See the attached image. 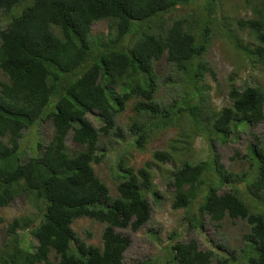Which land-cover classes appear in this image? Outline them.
<instances>
[{"label":"trees","instance_id":"trees-1","mask_svg":"<svg viewBox=\"0 0 264 264\" xmlns=\"http://www.w3.org/2000/svg\"><path fill=\"white\" fill-rule=\"evenodd\" d=\"M195 1L0 0V11L9 16L7 25L0 27V71L6 78L0 79V209L25 196L37 211L8 224L4 240L0 239V264H50L52 252L56 264H128L123 259L130 238L116 228L130 225L136 231L151 219L147 194L159 196L154 165L147 161L135 169L118 156L116 169L111 168L118 183L116 197L93 166L107 154L101 135L125 138L116 116L128 101L134 100L136 116L156 117L161 127L176 124L179 114L185 116L192 139L226 141L242 128L264 122L260 84L232 87L231 104L221 109L208 104L204 82L213 70L205 55L220 27L206 11L179 15L171 22L165 19ZM215 2L206 0L202 8L208 10ZM253 10L258 17L238 23L253 36L256 48L250 47L254 43L250 37L245 43L231 30L224 33L237 49L255 53L263 62L264 0H255ZM102 20L108 21L107 34L93 33V24ZM162 59L175 70L168 83L186 92L173 99L172 109L156 98L160 87L156 62ZM90 113H97L103 125L96 127ZM45 119L53 121L54 133L44 144L35 141L31 129ZM152 126L154 122L135 120L131 145L143 150ZM255 138L249 158L253 170L242 174L227 168L214 150L208 159L178 162L179 150L190 149L186 140H174L170 150L154 153L157 161L175 163L169 180L175 209L189 210L197 202L215 224L227 217L247 220L248 246L241 258L232 254L219 264H264V211H252L244 196L264 197V143ZM27 139L40 154L23 157ZM239 183H245L244 190ZM82 217L106 224L102 246L78 236L72 224ZM20 230H31L38 243L24 246ZM172 250L170 259L181 264H210L216 256L212 249H199L195 239L176 242Z\"/></svg>","mask_w":264,"mask_h":264},{"label":"rangeland","instance_id":"rangeland-1","mask_svg":"<svg viewBox=\"0 0 264 264\" xmlns=\"http://www.w3.org/2000/svg\"><path fill=\"white\" fill-rule=\"evenodd\" d=\"M205 1L196 0L180 10L173 11L166 19L171 22L172 19L179 15L194 16L204 11L211 12L212 21L217 22L220 29L213 34L211 45L205 55V60L212 66L213 73H208L204 83L206 84V92L209 97L208 104L216 109H221L230 105L231 101L228 94L232 87L241 89L253 84L264 86V61L261 62L259 56H256L255 53L245 54L237 49L224 33L226 30H231L239 37L244 38L245 43L250 37L249 40L254 42L250 44V47L256 48L257 42H255L252 35L247 34L248 31L240 27L238 20L256 18L258 13L253 10L255 0H216L215 4L209 5L208 10L202 8ZM257 1L261 2V0ZM8 18V15L0 11L1 28L7 25V22H9ZM92 32L107 34L108 21L103 20L94 23ZM156 72L160 80L156 98L164 106L170 107L173 99H178L179 93L185 94L186 92L183 93L180 85L169 84L175 77V70L165 59L156 62ZM0 79H6L1 71ZM184 90L190 92L191 88L185 87ZM133 103L134 100L128 101L126 109L116 116V122L122 127L125 138H118L114 134L110 136L101 135L102 144L105 145L107 154L101 163L93 164L96 173L109 186L112 197H116L118 194L116 189L118 183L111 173V168L113 171L116 169L115 162L118 156L124 157L128 164L135 169L141 168L147 161L152 162L154 165L152 169L153 182L154 188L159 191V196L155 198L152 191L147 194L152 206L150 221L136 231L131 229L130 225L116 228L117 232L130 238V245L124 253V261L128 264H181L177 260L170 259L173 255L171 248L176 242H188L191 239H196L200 248L204 250L212 249L216 252V256L210 264H219L220 260L230 258L232 254L241 258L243 249L248 246V241L244 238V235L250 230L247 220L227 217L222 220L220 225L215 224L214 221H211L209 215L201 213L197 202L189 210L185 208L175 209L172 204L174 189L169 183L170 173L175 163L157 161L154 159V153L156 151L170 150L172 141L181 139L188 142L186 145L190 146V149L186 151L184 149L183 151L179 150L178 153L181 159L177 157L178 162L185 159H191L195 162L208 159L213 155L211 150H214L220 155L221 161L230 170L239 174L250 172L253 170L249 161V158L252 157L251 146L256 142L255 136H259L264 143V122L242 128L241 131H237L226 141L219 139L211 141L202 137L192 139L187 135L190 134L191 128L185 116L179 114L175 117L177 119L176 124H168L166 127H161L160 121L156 117L149 120L145 118V115L136 116ZM89 118L96 127H100L104 123L97 113L90 114ZM135 120H147L148 125L154 122L151 139L143 150L131 145L130 140L134 138V135L130 131V127ZM31 130L36 142L48 143L54 133L53 121L51 119L42 120L32 127ZM189 141H191L190 144ZM68 143L72 149L76 147L71 136L68 139ZM176 144L178 147H182L181 142ZM22 146L23 157L35 152L41 153V150L32 145L31 139L23 141ZM154 161L157 163L155 164ZM238 187L244 190L245 183H239ZM226 188L230 189L229 186ZM244 196L252 211H264V197L258 199L251 198L245 194ZM36 212V208L32 206V203L25 196L16 197L8 206L1 208V241L6 236L8 224L15 217L29 215L30 213L35 214ZM72 226L78 236L87 243L102 246L101 234L106 226L105 223L89 217H82L75 219ZM20 234L26 247L38 243L31 230H20ZM56 262L55 254L52 253L50 264H56Z\"/></svg>","mask_w":264,"mask_h":264},{"label":"clouds","instance_id":"clouds-1","mask_svg":"<svg viewBox=\"0 0 264 264\" xmlns=\"http://www.w3.org/2000/svg\"><path fill=\"white\" fill-rule=\"evenodd\" d=\"M169 15H170V14H169ZM167 16H168V15H167ZM167 16L165 17V19L167 18ZM166 20H167V19H166ZM102 21H103V20H102ZM228 95H229V94H228ZM230 104H231V103H230ZM90 114H93V113H90ZM90 114H89V115H90ZM89 119H90V118H89ZM251 126H252V125H251ZM254 144H255V143H254ZM172 203H173V202H172ZM231 219H232V218H231ZM238 219H240V218H238ZM149 221H150V220H149ZM149 221H148V222H149ZM148 222H147V223H148ZM72 225H73V224H72ZM37 240H38V239H37ZM191 240H192V239H191ZM195 240H196V239H195ZM196 241H197V240H196ZM188 242H189V241H188ZM197 242H198V241H197ZM185 243H187V242H185ZM198 244H199V243H198ZM24 246H25V245H24ZM199 249L204 250V249L200 248V245H199ZM205 250H208V249H205ZM52 253H53V252H52ZM52 253H51V254H52ZM124 253H125V252H124ZM56 259H57V258H56ZM123 260H124V259H123ZM124 262H125V261H124ZM56 263H57V262H56ZM41 264H46V263H41Z\"/></svg>","mask_w":264,"mask_h":264}]
</instances>
